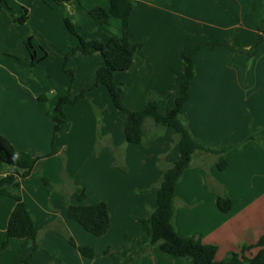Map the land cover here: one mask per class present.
Returning <instances> with one entry per match:
<instances>
[{"label":"crops","instance_id":"0c3cea01","mask_svg":"<svg viewBox=\"0 0 264 264\" xmlns=\"http://www.w3.org/2000/svg\"><path fill=\"white\" fill-rule=\"evenodd\" d=\"M6 1L11 10H0V133L17 150L41 157L31 175H17L21 197L33 213L43 245L29 264H112L111 254L105 251L108 247L121 250L126 233L139 239L133 252L140 251L149 242L141 219L156 205L154 186L161 178L162 165L181 156L175 129L163 124L162 133L148 145L129 143L125 113L114 105L107 87L98 85L75 104L65 106L66 118L55 134L53 115L58 100L54 98L46 106L52 99L48 94L59 91L53 87L58 76L65 86L69 79L60 67L56 72L45 64L52 60V50L60 49L62 58L79 40L76 35L77 41L67 38L64 16L51 0ZM96 6L108 8L110 0L71 1L65 9L78 31L85 25L90 28L86 39L107 41L121 35L119 19L111 17L107 24H101L89 14ZM24 8L29 10L27 21L15 22L11 13L19 15ZM263 17L264 0H134L130 39L142 47L129 69L115 73L125 107L143 110L146 99L156 95L159 110L167 113L174 107L185 77L183 53L193 52L196 74L182 110L192 133L208 146L243 142L228 151L229 162L223 170L218 169L214 154L199 151L175 189L178 233L200 234L204 243L216 245V260L255 244L264 233V146L257 139H249L256 134L264 142V36L252 57L242 51L258 41ZM76 59L80 79L87 77V81L72 97L93 83L104 64L99 52H79ZM43 94L46 101L40 98ZM148 126L152 128V123ZM110 142L123 149L127 169L113 164ZM53 148L56 152L47 155ZM64 153L67 173L86 187L84 202L108 204L110 225L101 236L69 217L65 195L72 192L70 181L63 193L51 189L39 175L46 174L59 184L62 174L58 156ZM43 159H53L55 168L47 167ZM38 165L41 168L36 170ZM15 168L23 171L0 164V178ZM223 191L233 199L229 211H222L217 204V192ZM15 204L14 196L0 197V264H21L33 250L23 238H12L2 248ZM65 233L77 245L93 247L95 255L85 256ZM258 251L259 247H253L245 255L252 257ZM132 264L194 263L154 245Z\"/></svg>","mask_w":264,"mask_h":264},{"label":"trees","instance_id":"16d2710c","mask_svg":"<svg viewBox=\"0 0 264 264\" xmlns=\"http://www.w3.org/2000/svg\"><path fill=\"white\" fill-rule=\"evenodd\" d=\"M59 5L66 6L71 1L80 0H52ZM134 0H110L108 8L96 6L90 9L89 14L101 24H107L111 17L121 21V35L111 36L107 41L99 39H86L78 32L76 25L71 21L70 16L66 14L63 17L65 28L72 34L76 35L79 43L69 51L65 57V64L75 52H81L85 55L99 52L104 64L97 70L94 86L104 85L107 87L114 105L125 113V135L129 143H142L148 145L151 140L162 133L161 126L167 125L175 129V138L180 146L181 156L178 160L162 165V175L160 180L155 184L157 193V202L154 207L149 209V215L141 219L142 231L148 237L149 242L140 251L133 252V248L139 244V239L132 237L130 234L124 235L123 248L119 251H111V248L106 249V253H110L113 262L112 264H132L145 254H148L150 248L157 245L161 250L175 255L188 258L194 264H264V233L260 239L252 245H244L240 252H230L222 260H216L217 246L214 244L204 243L200 234L181 236L175 225V189L177 183L182 178L185 170L191 166L194 156L199 151L212 153L216 156V165L218 169L223 170L227 167L229 159L227 153L230 149L239 147V144L208 146L202 140L197 138L191 131L189 124L184 117L182 110L185 102L190 97V88L192 80L195 77V64L193 61V52L185 51L183 53L185 61V77L180 83V93L175 100L174 107L167 113H162L159 110V98L156 95H151L146 99V104L143 110L136 111L125 107L121 101V91L119 85L115 81V73L124 71L131 67L135 56L141 49V43H133L130 39V17L133 9ZM11 7L6 0H0V10ZM12 19L17 23H25L28 19V9L24 8L22 13L15 15L11 13ZM259 38L256 44L245 51L249 57H252L256 52L258 45L263 40L264 36V17L259 24ZM29 48H32L30 40L27 41ZM211 44L210 46H212ZM33 57L34 54H33ZM66 70V65L64 66ZM70 73L72 70L68 69ZM86 92H82L74 97L70 93H65L58 98L54 106V133L61 130L62 124L66 118L65 106L67 104H75L79 99L85 97ZM41 100H47L46 95L40 96ZM97 113L100 110L95 107ZM100 115V114H99ZM152 123V128L148 123ZM100 124V122H99ZM153 130V131H152ZM249 139H257L263 146L262 137L252 134ZM98 143V142H97ZM114 152L115 166H121L127 169L125 163V155L123 149L110 142ZM101 147L97 144V151ZM56 152L53 148L47 155H52ZM41 157H35L29 152L17 150L11 142L0 133V161L8 166L19 167L22 172L15 168L12 172L0 178V197L5 195L14 196L16 204L10 214L5 240L2 248H6L12 238H23L33 246L31 253L27 254L21 264H29L30 259L35 251L43 248L39 236V228L31 209L23 201L19 181L17 175L24 177L31 175L35 165ZM62 180L59 184H55L48 176L39 174L44 183L50 186L51 189H58L64 193L63 187L66 182L70 181L72 192L66 196L67 210L70 218L75 219L87 231L101 236L105 234L110 225L109 207L106 201H99L94 204H86L84 202L87 194L86 187L77 183L67 173L65 168V160L61 161ZM76 200L72 203L71 200ZM217 204L222 211H229L233 206V199L225 192H217ZM66 234V233H65ZM70 243L79 249L85 256L93 257L95 249L91 246H79L76 241L69 236ZM253 247H259L256 255L249 257L245 255V251ZM129 257L125 263L124 260Z\"/></svg>","mask_w":264,"mask_h":264},{"label":"rangeland","instance_id":"374dc122","mask_svg":"<svg viewBox=\"0 0 264 264\" xmlns=\"http://www.w3.org/2000/svg\"><path fill=\"white\" fill-rule=\"evenodd\" d=\"M50 2V1H49ZM50 3H55V5H53V6H56L55 7V9L57 10V12L59 13L60 12V10H61V15L63 14V16H65L66 14H68L69 15V13L67 12V10L65 9V6H62V5H59V6H57L58 5V3H56V2H53L52 0H51V2ZM23 10H21V12H22ZM29 11V10H28ZM70 16V15H69ZM77 28V27H76ZM87 26L85 25V28L83 27V29L80 27L79 28V33H80V35H82L83 37H85V33L87 32V31H90L89 29L90 28H87ZM63 31L65 32V35L67 36V38H70V36L71 37H74L75 39H76V41H77V38H76V36L75 35H73L72 33H70L69 31H67L66 30V28L65 27H63ZM78 30V29H77ZM187 36H189V35H187ZM58 38H61L62 37V35H58L57 36ZM64 41H65V39H64ZM77 46V44L74 46V47H71L65 54L63 53V56H62V58H61V54H62V51L60 50V49H54V50H52V54H51V57H52V60L50 59V60H48V63H46L45 64V66L47 65L48 67H50V68H54V70H56V72H57V67L59 68L60 67V70H62V72H63V74L64 75H66L67 76V78L69 79V82L67 83V86H65L63 83L64 82H62L59 78H60V76H58L57 77V84H54V88H58V90L59 91H57V92H55V90H53L54 92H51L50 94H48L50 97H52V99L51 100H49V102L48 103H46V106L47 105H51V103L53 102V100H54V98H56V101L58 100V98H59V96L60 95H62V94H60V95H58L57 96V94L59 93V92H61V93H70V95L71 96H73L74 94H73V92L74 91H76V89L79 87V86H81V83L85 80V81H87V77H85V78H81L80 79V76H79V74H78V69H77V63H78V61H77V59H76V55L79 53V52H75L74 53V55H72L69 59H68V61H67V64H65V57H66V54L69 52V51H71L73 48H75ZM63 59V62H62V64H61V66H60V64H59V62L61 61ZM66 65V70L64 69V66ZM68 69H70V70H72V72L73 73H70V71L68 70ZM58 72H59V70H58ZM60 74L61 75H63L61 72H60ZM94 75V74H93ZM93 77V76H92ZM88 83H90V82H88ZM92 87H94V81H93V83L88 87V88H86L85 90H82V92H86L88 89H91ZM81 92V93H82ZM62 158H64V160H66V156H65V153L64 154H61L60 155V157L58 156V159H59V161H60V164H61V161H62ZM43 160H46V161H44V162H46V164H47V167H49L48 165H50V168H55V164H54V166H53V164H51V162L53 161V159H43ZM55 162V161H54ZM0 164H3L1 161H0ZM56 164H57V162H56ZM38 168H41V165H40V167H39V165H38V167L36 168V170H38ZM46 175V174H45ZM47 176V175H46ZM50 178V177H49Z\"/></svg>","mask_w":264,"mask_h":264}]
</instances>
